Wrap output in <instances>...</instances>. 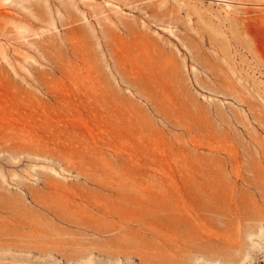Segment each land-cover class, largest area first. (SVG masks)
Segmentation results:
<instances>
[{
	"label": "rangeland",
	"instance_id": "374dc122",
	"mask_svg": "<svg viewBox=\"0 0 264 264\" xmlns=\"http://www.w3.org/2000/svg\"><path fill=\"white\" fill-rule=\"evenodd\" d=\"M34 99L39 151L0 137L28 205L0 264H264V0H0V129Z\"/></svg>",
	"mask_w": 264,
	"mask_h": 264
},
{
	"label": "bare ground",
	"instance_id": "6f19581e",
	"mask_svg": "<svg viewBox=\"0 0 264 264\" xmlns=\"http://www.w3.org/2000/svg\"><path fill=\"white\" fill-rule=\"evenodd\" d=\"M96 13H98V12L96 11ZM96 20L99 22L100 17H98ZM101 20H103V19H101ZM117 22H120V20L119 21L117 20ZM143 25H142V28H143ZM146 26H148V25H146ZM123 30H125V29H123ZM115 31H116V29H115ZM133 39L135 40V38H133ZM168 43L169 42L166 39L161 40V43H160L161 44V46H160L161 50L163 48L172 49L171 47H169ZM135 47H133V48H135ZM143 48H142V50H143ZM146 49H148V48H146ZM146 52H144V54H146ZM140 53H141V51L138 52L137 54L140 55ZM139 55L137 57H139ZM146 55H148V53ZM146 59H147V57H146ZM167 59L169 60V57H167ZM80 65H81L80 68L83 69V70H86L89 74H92V72L94 73L96 71L94 69V67L90 63H88L87 61H84L83 59L81 60ZM154 66L155 65H154V62H153V65L152 64H147V65L130 64L129 68L132 69V70H141V69L150 68V67H154ZM167 66H169V69H170V67L171 68L174 67V66L172 67L171 64H168ZM163 67H165V66H163ZM28 104L30 106H32V108L29 110V112L25 113V114L20 113L19 117L16 116V121L14 122V124H12V125L11 124L4 125L3 129H0V137L1 138H5V139H7L9 141L17 140V142L19 144H21L20 145L21 148L24 151H26V152H29V151H32V150H38L39 151V143H40V140L38 138L39 136H38V134H35L33 132L35 130H37V125L39 124V122L41 120V116L42 115L40 113L41 111H40V108H39V107H41V102H39V99H34L31 102V104L30 103H28ZM20 106H21V104H18L17 109H20ZM41 183H42L43 186L48 187V188L52 186V183L48 182V181L42 180ZM24 185H27V184H23L22 186L24 187ZM27 186L30 187L29 185H27ZM34 192H36V190ZM0 195L3 196L4 200H5V201L0 203V211L5 213L9 217H16L15 216V212L18 209H21V207H24V206L25 207L28 206L27 203L25 202V196L20 194L18 191L12 190L10 188H5L2 184H0ZM12 195L15 196L16 200L11 199ZM36 197H37V195L34 196L33 193H31L30 200H31V202L33 204H36V205L40 206L41 205V201L39 199H37ZM131 204L134 205L133 207L140 208V206L138 204L134 203V202H131ZM173 210L175 211L177 217H182V218H184L185 220H188V221H190V219L194 216L192 208L189 207L188 203H186V202L178 201L177 202V207L175 209H173ZM150 214H148V215H150ZM62 221H64L66 223V225H70V226H76L77 225V223L74 220L71 221L69 219H66V220H62ZM17 223H18V226L20 225L22 229L27 230V232H29V234H31V235H29V236H32L31 239L29 240V242L39 243L41 241V238L39 239L38 236H37L38 235L37 232H39L38 229L40 231H42L41 234L44 233L42 235H45V233L48 231V229L42 228L41 226H39L40 224H38L37 222H33L30 219L26 220V219L19 218ZM140 226L142 227L141 229H145L147 231H149V229L151 228L150 225H144V223H143V225L141 224ZM154 228L151 229L150 231L153 233V235H155L157 238H159L162 243L169 242V241H172V242L176 241L177 238H175V236H174L175 234H173L174 230L172 228H168V227H156L155 229ZM56 229H58L59 231H63L64 230V228H60V227H57ZM51 231H50V233L47 232V234L51 235L52 234ZM58 240L59 241H64V242L69 241V239L62 238V237L58 238Z\"/></svg>",
	"mask_w": 264,
	"mask_h": 264
}]
</instances>
